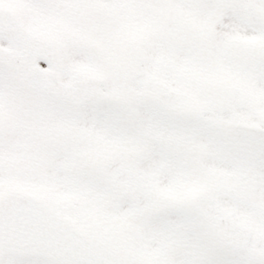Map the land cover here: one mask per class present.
Here are the masks:
<instances>
[{"label": "rangeland", "instance_id": "rangeland-1", "mask_svg": "<svg viewBox=\"0 0 264 264\" xmlns=\"http://www.w3.org/2000/svg\"><path fill=\"white\" fill-rule=\"evenodd\" d=\"M100 2L0 0L28 27L66 29L72 44L59 45L56 77L82 91L70 105L25 86L0 60V194L9 136L28 125L11 120L10 108L23 110V95L34 94L84 138L72 159L45 154L31 179L39 177L44 200L80 231L142 264H264V0H112L103 22ZM0 46L18 51L3 38ZM128 60L142 72L136 80L123 73ZM127 82L132 98L122 94ZM158 86L172 90L170 101L158 100ZM117 183L126 192L105 189ZM207 203L262 243L222 242L212 214L202 213ZM0 264L58 263L7 251Z\"/></svg>", "mask_w": 264, "mask_h": 264}, {"label": "water", "instance_id": "water-1", "mask_svg": "<svg viewBox=\"0 0 264 264\" xmlns=\"http://www.w3.org/2000/svg\"><path fill=\"white\" fill-rule=\"evenodd\" d=\"M15 18L0 8V36L14 42L23 53L16 54L0 48V59L10 64L24 81L61 95L72 102L80 96L79 90L64 85L58 80H47L38 65L44 59L49 65L57 62L55 50L45 43L34 40ZM138 71L132 68V76ZM125 96H133L134 87L126 85ZM160 99L169 101L172 92L166 87L157 90ZM235 94L229 92L228 99ZM201 114L202 111H199ZM212 205L204 213H211ZM211 226L218 237L231 245L254 247L261 243L259 236H253L251 228L235 221L229 215L219 212L211 219ZM7 250L18 253L37 252L62 264H140L137 260L116 253L101 242L79 232L63 217L57 216L36 198L18 192L8 191L0 198V252Z\"/></svg>", "mask_w": 264, "mask_h": 264}, {"label": "flooded vegetation", "instance_id": "flooded-vegetation-1", "mask_svg": "<svg viewBox=\"0 0 264 264\" xmlns=\"http://www.w3.org/2000/svg\"><path fill=\"white\" fill-rule=\"evenodd\" d=\"M69 1H73V0H69ZM99 2L101 3V5L99 3L100 6H96V8L99 10V13L96 15V17L100 19V22H103V17L105 21L108 19V15L111 12V8L108 5H106L107 2H103L102 0H99ZM26 28H27L26 30L29 33H31L33 37L43 40L49 44H52V46H54L57 52L59 53V56L61 54V49L59 45L72 44L71 41L65 42L63 40L65 38L66 32L56 35L49 32H44L41 29L36 30L31 27H26ZM87 44H91V43L89 42ZM130 62H131L130 60L126 62L129 67L132 65V63ZM41 65H42L41 67L44 68V74L47 77H51V74H53L52 77H56L58 75L57 67L60 65V59L56 67L53 68L51 67L48 68L44 62H42ZM128 66L127 69H125V72H123L126 74L127 77L128 75L130 76ZM56 78L60 79L59 77ZM151 85H152L151 81L146 80L145 86L147 87V89H149ZM41 92L43 93V91ZM34 96H35L34 94L25 93L23 97H25L28 100L25 101L27 103V105L25 104L26 106L25 105L21 106L23 110H21L18 106H15L14 108L19 111H16L14 109L10 110L11 115L9 117L11 120L19 121L22 123L25 122L28 125L26 128H20L19 126L17 131L14 134H11V136H9L10 144L8 146V151H10V154L7 153V163H5L6 172H5L4 181L7 184V189H14L16 191L33 195L38 199H40L50 210H52L53 208H51L50 205H48V203L44 200L45 199L44 196H42V191L40 190L41 184H40V180H38L39 177L37 176L38 178L32 181L31 179L32 177H34L32 176V174L38 173V169L40 168L38 167L37 164H39L41 160H44L43 156L45 154L49 157V159H56V160L59 157H62L67 160L75 157L74 142H76L77 139L84 140V138L78 137L77 130L74 128L72 123H68V121L66 120H63L61 123V118L60 115L58 114L59 110L53 112L51 111L52 109L49 108L51 107V105L45 107L46 105L41 102L34 103L33 102ZM35 144H37V148H38L37 150L35 149L36 148L34 146ZM52 145H54L53 147L57 153L55 155L53 154L54 151L53 153L52 152L50 153L51 150H54L51 149ZM87 157H89L90 159V156ZM106 157L107 156H103L104 161ZM99 160L102 161L101 156H99ZM23 162L26 163L23 165ZM18 163L22 164V166L19 168H18L19 165ZM93 166H95L94 163ZM15 168L20 170V172H18L17 174L12 173L11 169H15ZM19 174H23L22 176L23 180H20V182L17 181L18 178H21ZM116 186H118L119 188L117 189ZM105 189L107 191L110 190L109 192H112L113 190H120L123 193L126 192L125 191L126 185L119 183L110 184ZM53 211L56 213L58 212L55 210ZM104 242L107 245H109L110 248L118 252L124 253L128 256H135L133 253L123 250L119 248V246L117 245L108 243L106 240H104Z\"/></svg>", "mask_w": 264, "mask_h": 264}]
</instances>
